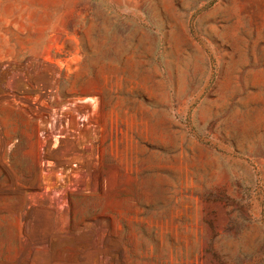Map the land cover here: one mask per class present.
<instances>
[{
  "label": "rangeland",
  "instance_id": "rangeland-1",
  "mask_svg": "<svg viewBox=\"0 0 264 264\" xmlns=\"http://www.w3.org/2000/svg\"><path fill=\"white\" fill-rule=\"evenodd\" d=\"M0 264H264V0H0Z\"/></svg>",
  "mask_w": 264,
  "mask_h": 264
}]
</instances>
